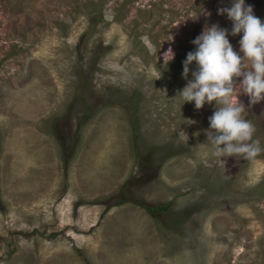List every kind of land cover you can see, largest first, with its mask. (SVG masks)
<instances>
[{
	"label": "rangeland",
	"instance_id": "374dc122",
	"mask_svg": "<svg viewBox=\"0 0 264 264\" xmlns=\"http://www.w3.org/2000/svg\"><path fill=\"white\" fill-rule=\"evenodd\" d=\"M231 2L0 0V264H264V152L217 165L215 102L177 95L205 26L239 53Z\"/></svg>",
	"mask_w": 264,
	"mask_h": 264
},
{
	"label": "clouds",
	"instance_id": "9594fccd",
	"mask_svg": "<svg viewBox=\"0 0 264 264\" xmlns=\"http://www.w3.org/2000/svg\"><path fill=\"white\" fill-rule=\"evenodd\" d=\"M218 14L226 15L232 22L230 34L233 37L242 34L239 53L229 42L228 29L218 24L205 26L202 34L192 41L196 51L189 52L183 61L182 76L187 83L177 95L183 104L194 102L196 110L215 102L216 110L209 118L210 128L204 130L207 143L200 146H210V153L205 155L225 167L226 159L222 160V157L253 160L264 152L260 141L253 140L255 126L244 117L246 109L238 99L240 95H246L249 107L264 101V22L253 14V7L246 5L245 0H232L231 6L219 8ZM173 39L170 36V41ZM174 56L169 48L164 53V62L168 64ZM193 63L196 70L192 71L189 80ZM193 135L198 137L200 132ZM178 136L189 140L182 130Z\"/></svg>",
	"mask_w": 264,
	"mask_h": 264
},
{
	"label": "crops",
	"instance_id": "0c3cea01",
	"mask_svg": "<svg viewBox=\"0 0 264 264\" xmlns=\"http://www.w3.org/2000/svg\"><path fill=\"white\" fill-rule=\"evenodd\" d=\"M35 146H37V143H35ZM43 147H45V145L43 146ZM44 150H46V149H43L42 148V150H41V152H44ZM46 153V155H49L50 153H49V150H46L45 151ZM44 167V166H43ZM44 174H45V176H49L50 175V169H47V171L45 170L44 171ZM78 177H79V180L81 181V179H80V174L78 175ZM65 201V203L67 204V205H69L70 204V201L68 200V196L66 197V199L64 200Z\"/></svg>",
	"mask_w": 264,
	"mask_h": 264
},
{
	"label": "trees",
	"instance_id": "16d2710c",
	"mask_svg": "<svg viewBox=\"0 0 264 264\" xmlns=\"http://www.w3.org/2000/svg\"><path fill=\"white\" fill-rule=\"evenodd\" d=\"M147 209H148V211L155 213V212L166 211L169 209V207L163 206V207L152 208V207L148 206Z\"/></svg>",
	"mask_w": 264,
	"mask_h": 264
}]
</instances>
